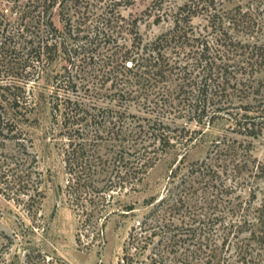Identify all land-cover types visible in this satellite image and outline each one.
Returning <instances> with one entry per match:
<instances>
[{
	"label": "trees",
	"instance_id": "1",
	"mask_svg": "<svg viewBox=\"0 0 264 264\" xmlns=\"http://www.w3.org/2000/svg\"><path fill=\"white\" fill-rule=\"evenodd\" d=\"M91 2L0 0V138L16 146L15 152L0 148V192L23 213L7 219L8 230L0 228V264H55L29 239L40 225L35 217L53 162L61 176L55 192L84 221L94 218L102 227L111 216L132 215V195L147 171L171 153L163 191L145 200L148 208L130 225L116 264H247L256 244L264 262V196L255 206L256 196L210 199L235 192L246 176L264 178V167L229 158L234 178L217 187L210 158L232 151V141L214 138L204 157L183 158L198 130L188 122L204 126L223 117L233 131L253 137L264 129L258 77H264V0L229 7L221 0H152L154 19H168V26L145 41L133 31L128 44L114 43L98 71L93 49L98 40L115 38L102 26L111 19L106 10L94 12ZM89 17L95 24L81 32L78 25ZM58 57L46 99L43 170L21 122L38 101L33 83ZM244 166L249 171L239 175ZM225 245H234L235 260Z\"/></svg>",
	"mask_w": 264,
	"mask_h": 264
},
{
	"label": "rangeland",
	"instance_id": "2",
	"mask_svg": "<svg viewBox=\"0 0 264 264\" xmlns=\"http://www.w3.org/2000/svg\"><path fill=\"white\" fill-rule=\"evenodd\" d=\"M152 0H92L90 6L94 12L100 10H106V15L109 16L110 21L104 29L111 30L112 35H109L114 40H98V44L93 49V62L95 71L100 70L99 65L104 60L109 48L114 43L119 45L128 44L129 39L133 35V31L137 32V35L142 41L152 38L154 35L164 30L169 20L160 18L155 20L153 10L150 9ZM166 2L179 3L183 0H165ZM222 4L226 7L233 5L236 0H221ZM193 23L197 24L201 21L199 16L193 18ZM58 26H62V23L55 20ZM93 18L89 17L83 24H79V28L90 29L95 24ZM73 23V21H71ZM101 26V22L98 23ZM73 28V27H72ZM91 31V30H88ZM107 34L104 35L106 38ZM103 38V37H102ZM104 40V41H103ZM114 48V46L112 47ZM62 59L60 57L52 61L47 66L45 71L41 74L38 80L33 83L35 92H37V103L34 111L29 117L21 122L26 136L30 138L34 148L39 150L40 166L44 170V156L42 154L43 142L45 141L44 125L48 119V106H47V93L51 89V75L60 69ZM264 81L263 74H258ZM236 98L238 96L236 95ZM106 100V99H105ZM105 100L100 101L101 104H105ZM239 100L237 99L236 103ZM128 109L131 112L139 113L140 110L134 104H130ZM181 119L178 120V122ZM190 128L198 129L194 132L195 140L191 143L187 149H180L184 151V159H200L204 157L207 150L212 144L214 138H218L223 141H232L234 149L229 153H219L218 155L211 156L210 162L214 168L217 169L218 176H214L213 181L217 187L220 186V182L229 183L234 178L230 173L229 167L233 164L231 159L245 158L248 165L259 163L264 167V129L258 136H249L233 131L232 125L229 120L220 117L214 119L209 124L196 125L192 122H188ZM250 142L249 150L245 151L242 145L246 142ZM2 142V143H1ZM29 141L27 140V143ZM0 148L8 152H15L16 146L12 141L1 140ZM37 150V151H38ZM46 150V148H44ZM175 154H165L161 156L147 171L145 176V182L142 189L132 195V199H136L134 210L132 215L126 217H109L102 227H100L98 220L94 218L91 221H84L82 217L78 216L74 210L69 206L62 197L55 192V182L61 177L60 170L57 165V161L53 162V176L50 180H45L41 197V202L36 213V223H39V227H34L33 232L29 235V239L32 244L38 245L46 253V255L54 261L55 264H116L118 257L121 253L122 243L127 235L129 227L147 210L148 206L144 203L149 197H158L165 186L168 173V166L170 159ZM210 155H212L210 153ZM179 153L176 155V158ZM223 156H226V160L223 161ZM231 158V159H229ZM49 160V159H48ZM226 162V163H224ZM226 166H225V165ZM52 168V167H51ZM244 166L241 172H248L249 168ZM237 174V173H236ZM239 175H235L237 178ZM238 180V179H236ZM240 180V179H239ZM213 187V186H212ZM251 191L254 192L251 195ZM238 192V194H236ZM152 195V196H151ZM4 195L0 192V214L4 218H0V228L8 230V220H14L16 217H22L23 213L19 209L20 206H16L12 199H4ZM219 196L220 200H219ZM223 196H256L253 199L252 206L259 203L261 196H264V178L261 176L249 175L242 183H237L236 191L228 194L213 195L210 199L214 202H221ZM207 207V206H205ZM215 208H219L216 207ZM220 209V208H219ZM208 212L210 208H206ZM217 213L215 210L214 214ZM5 217H8L5 219ZM26 224L30 223L27 218H24ZM174 223H178V220L173 219ZM102 232V234L100 233ZM226 249V245H225ZM248 251L247 264H264L259 256L261 248H257V244L250 247ZM251 252V253H250ZM226 253L230 254L231 260H235L234 245L226 249ZM239 264V262H235Z\"/></svg>",
	"mask_w": 264,
	"mask_h": 264
}]
</instances>
